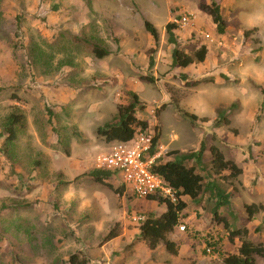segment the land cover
Here are the masks:
<instances>
[{
  "label": "rangeland",
  "instance_id": "obj_1",
  "mask_svg": "<svg viewBox=\"0 0 264 264\" xmlns=\"http://www.w3.org/2000/svg\"><path fill=\"white\" fill-rule=\"evenodd\" d=\"M201 3L220 5L225 33ZM185 12L191 23L177 26L173 45L166 26ZM94 44L108 56H94ZM176 47L191 65L173 66ZM132 93L149 125L135 138L151 140L158 128L157 154L167 160L202 151L185 162L203 191L182 197L187 208L168 235L177 255L163 242L151 250L140 235L165 204L135 198L117 174L109 181L121 193L89 175L116 144L97 129ZM13 114L23 120L8 140ZM212 147L239 177L214 171ZM252 203L264 205V0H0V264H71L73 255L87 264H225L221 253L237 254L242 240L229 241L224 221L264 242V212L249 220L244 208ZM111 230L119 235L105 241Z\"/></svg>",
  "mask_w": 264,
  "mask_h": 264
},
{
  "label": "trees",
  "instance_id": "obj_2",
  "mask_svg": "<svg viewBox=\"0 0 264 264\" xmlns=\"http://www.w3.org/2000/svg\"><path fill=\"white\" fill-rule=\"evenodd\" d=\"M200 9L207 13L213 23L217 26L218 32L223 34L226 30V22L222 15L221 7L219 4H200ZM145 29L149 32L155 41L158 40V33L156 28L148 21L144 23ZM177 25L175 23H168L166 26V32L168 40L171 44L177 45V37L175 30ZM256 31V28L245 31V36L248 37ZM91 52L99 59H103L108 56L109 52L102 49L98 45H91ZM208 50L206 47H202L196 55L199 61L203 62ZM193 57L183 53L178 47L173 51V66L186 68L193 63ZM185 78V76L180 75ZM184 81V80H183ZM133 101L129 104L119 105L117 108V114L112 121L100 126L96 133L101 139H104L107 143L112 142H130L141 131L148 129V123L138 117L137 112L144 110L145 105L140 101L139 96L136 93H132ZM162 108L156 110L157 119L160 117ZM192 119H196V116H189ZM22 117L16 114L10 116L5 123V130L8 134V140H14L16 138V125L22 122ZM159 146V129H155V134L151 139V147L145 155V159H150L158 152ZM212 151V168L216 173L223 171L229 172V177L235 179L242 173L240 167L232 160L225 159L222 152L215 147L211 148ZM176 152H173V154ZM202 151L193 152L187 155H183L180 158L173 160L164 159L159 156L154 160L151 165V170L161 176L165 182L177 191V199L172 202L171 199L163 195H153L148 199L150 201L158 202L159 204H165L166 210L159 216H148L140 224L139 230L141 238L147 243L151 250H155L160 243H164L166 249L174 255L178 254V247L174 241L168 239L174 229L180 225L182 218V212L187 208V203L182 197H188L192 200L197 199L203 191V177L197 173L193 166L185 164L187 161L199 159ZM113 172L105 171L102 169H94L89 175L95 182L105 186L106 188L113 190L116 193H121L122 189L115 188L109 181ZM246 214L249 220H252L259 212H264L263 204H245ZM224 226L228 231V239L231 243H234L237 239L242 240L241 246L238 249L237 254L226 255L221 253L225 264H256L254 255L264 257V242H254L246 240L250 234L251 229L248 227L232 228L227 221H224ZM262 225L256 226L252 231L255 234L262 233ZM119 235L116 230H111L106 236L105 241L111 240ZM210 246H215L216 243L209 242ZM71 264H87L88 260L79 259L73 255L70 258Z\"/></svg>",
  "mask_w": 264,
  "mask_h": 264
},
{
  "label": "built area",
  "instance_id": "obj_3",
  "mask_svg": "<svg viewBox=\"0 0 264 264\" xmlns=\"http://www.w3.org/2000/svg\"><path fill=\"white\" fill-rule=\"evenodd\" d=\"M192 15L188 12L181 13L174 23L178 27L190 25ZM208 39L209 34L203 33ZM137 135V134H136ZM132 142H118L107 153L98 157L99 168L113 172L121 177L127 191L137 199H148L153 195H163L175 202L177 191L170 187L165 180L151 170V165L158 154L150 159L145 155L151 147V140L138 136ZM180 229L185 230L184 226Z\"/></svg>",
  "mask_w": 264,
  "mask_h": 264
},
{
  "label": "crops",
  "instance_id": "obj_4",
  "mask_svg": "<svg viewBox=\"0 0 264 264\" xmlns=\"http://www.w3.org/2000/svg\"><path fill=\"white\" fill-rule=\"evenodd\" d=\"M130 142H132V140ZM114 143H118V142H114ZM127 143H129V142H127Z\"/></svg>",
  "mask_w": 264,
  "mask_h": 264
}]
</instances>
